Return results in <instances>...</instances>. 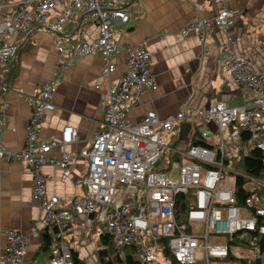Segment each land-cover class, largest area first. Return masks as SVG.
Masks as SVG:
<instances>
[{
    "label": "built area",
    "instance_id": "obj_1",
    "mask_svg": "<svg viewBox=\"0 0 264 264\" xmlns=\"http://www.w3.org/2000/svg\"><path fill=\"white\" fill-rule=\"evenodd\" d=\"M122 1L22 0L12 11L3 14L0 74L19 51L18 44L8 40L9 36L26 34L34 26L60 34L66 21L74 18L78 11H83L86 20L97 25L99 35L97 39H82L68 48L56 39L58 52L70 59L99 54L103 60L101 76L106 79L116 69L113 58L123 53L125 70L116 80L107 82L102 127L87 148L75 154L65 149L78 140L77 130L70 125L62 128L59 139H46L40 134L39 124L44 114L55 107L52 97L58 76L45 83L40 95L31 102L23 147L11 151L0 141V163L22 162L32 172V198L42 211L41 226L50 241L48 264H72L66 238L73 216L92 218L96 222L93 227L103 225V232L113 237L115 251L125 245H135L140 264L157 262L166 242L180 264L226 260L228 236L256 228L264 234V225L257 223L258 217L264 218V76L246 70L248 60L244 55L224 51L222 56L235 82L251 91L248 105L210 102L192 116H186L180 109L160 119L155 111H148L142 122H127L126 113L137 105L143 92L155 86V76L151 53L145 44L123 46L114 37V25L128 19V14L120 7ZM58 5L61 10L54 15ZM236 12L224 7L211 18L193 17L184 24L181 35L195 33L203 41L213 26L225 29ZM227 42L230 46L235 44L232 37H228ZM182 122L191 123L193 134L201 140L215 133L218 145L188 144L171 148L182 161L166 159L165 168H155ZM243 130L249 132L248 146L254 145L262 152L259 176L230 165L226 144L233 150L234 147L241 152L246 150L241 138ZM58 146L62 149L56 157L52 152ZM78 156L88 160L87 170L79 180L83 194L60 206L58 196L47 192V177L41 167L46 164L59 167L61 179L65 180ZM175 162L177 169L172 167ZM174 169L177 175L173 174ZM235 177L241 178L249 191L242 206L236 204ZM178 195H184L188 204L186 231L176 219ZM78 229L81 232L84 226ZM38 234L33 232L32 235ZM4 237L5 264H21L29 235L9 229L4 231ZM247 257L256 258L257 251L249 252Z\"/></svg>",
    "mask_w": 264,
    "mask_h": 264
},
{
    "label": "crops",
    "instance_id": "obj_2",
    "mask_svg": "<svg viewBox=\"0 0 264 264\" xmlns=\"http://www.w3.org/2000/svg\"><path fill=\"white\" fill-rule=\"evenodd\" d=\"M20 1L0 0V19ZM120 7L128 14V19L114 25L116 41L123 46L145 44L151 53L155 76V86L143 92L137 105L126 113L127 122H142L148 111H155L160 119L180 109L186 116H192L210 102L248 105L251 91L235 82L222 53L232 50L244 55L248 60L246 70L264 76V0H124ZM224 7L237 11L229 18L225 29L213 26L203 41L195 33L181 35L182 27L191 18H211ZM60 10L58 5L53 14ZM98 35L97 25L86 20L83 11H78L74 18L66 21L60 34L34 26L26 34L8 37L19 46L16 58L2 70L3 74L9 70V77L0 87V141L9 150L23 147L31 102L40 95L45 83L58 76L52 97L55 107L44 114L39 124L40 134L46 139H59L62 128L70 125L77 130L78 140L65 149L75 154L90 145L102 127L107 82L116 80L125 70L124 54L113 58L116 69L106 79L101 76L103 60L99 54L66 58L56 49L55 41L60 39L68 48L82 39H97ZM228 37L235 40L233 46L228 44ZM192 127L186 140L172 149L189 143L193 137ZM210 127L216 130L214 124ZM209 137V142L205 140L208 146H217L218 136L213 133ZM61 149V146L56 147L52 154L59 157ZM243 152L234 147L233 163ZM87 166L86 158L76 157L65 180L61 179L59 167L51 164L41 167L47 177V192L58 196L60 206L73 197L82 196L79 180ZM41 215L38 203L32 198V172L22 162H1L0 264H5L4 231L9 229L29 235L21 264H48L49 252L40 251V236L32 235L42 230ZM93 224L96 222L92 218L73 216L66 238L69 248L77 251L86 264H100L98 235L104 231V226L98 224L100 227L95 225L94 228ZM80 225L84 226L81 232ZM241 251L245 254V249ZM42 256L44 259H40ZM226 260H214L211 264H238Z\"/></svg>",
    "mask_w": 264,
    "mask_h": 264
},
{
    "label": "trees",
    "instance_id": "obj_3",
    "mask_svg": "<svg viewBox=\"0 0 264 264\" xmlns=\"http://www.w3.org/2000/svg\"><path fill=\"white\" fill-rule=\"evenodd\" d=\"M9 77V70L0 74V87L4 85ZM178 129L171 136L168 144V148H165L162 157L164 160L169 161H182V157L179 154L174 153L171 147L179 146L182 143L178 138ZM242 141L246 144V152L242 154L238 159L234 161V166L242 171L252 174V176H259L262 168L261 155L262 152L256 146H248L249 132L243 130L241 132ZM188 144H202L207 145V142L201 140L195 133L190 139ZM187 144V145H188ZM186 145V146H187ZM157 169L159 168L157 165ZM244 181L241 178L235 177V190L234 195L236 198V204L242 205L244 198L249 195V191L244 188ZM187 200L184 195L177 196V203L175 207L176 219L181 226V229L186 231V210ZM258 225H264V218L258 217ZM40 236V251L48 252L50 247V241L45 229H42L39 233ZM99 247L97 249V256L100 264H140L138 258H136L137 247L135 245H125L120 251H115L113 237L106 233L100 232L98 235ZM227 243L229 245V256L226 261L235 262L238 264H264V234L259 232L257 228L255 230L240 231L227 237ZM240 247L245 250H256L257 257L251 259L247 256H236L232 253L231 247ZM72 264H86L83 259L78 255V252L73 248H70ZM160 257L168 261L170 264H180L176 261L173 254L170 252L168 243L166 242L162 248Z\"/></svg>",
    "mask_w": 264,
    "mask_h": 264
},
{
    "label": "rangeland",
    "instance_id": "obj_4",
    "mask_svg": "<svg viewBox=\"0 0 264 264\" xmlns=\"http://www.w3.org/2000/svg\"><path fill=\"white\" fill-rule=\"evenodd\" d=\"M175 131H176V130H175ZM175 131H174V133H175ZM226 136H227V133L224 134V138H225ZM206 141L209 142V141H210V137H208V138L206 139ZM226 146H227V155H228V159L230 160V165H234V163H233V159L236 158V156L234 155V150H233L232 148H230V146H229L228 143L226 144ZM237 157H238V156H237ZM165 165H166L165 160H164L163 157H161L160 160H159V162L157 163V166H158L159 168H165ZM177 165H178V163L175 162V163H173L172 167L177 169ZM234 168H236V167H234ZM176 169L173 170V174H175V175H177V172H175ZM237 169H239V168H237ZM97 228H98V227H97ZM98 243H99V240H98ZM241 250H242V248H240V247H234V246L231 247V251H232V253H233L234 255H236V256H247V253L251 252V250H245V252H244L245 254H242L243 251H241ZM48 252H49V251H48ZM135 256H136V258L139 259L137 253H136ZM40 259H44V257L42 256ZM47 262H48V261H47ZM152 264H170V263H169L168 261L164 260L162 257L159 256L158 261L155 262V263H152Z\"/></svg>",
    "mask_w": 264,
    "mask_h": 264
},
{
    "label": "water",
    "instance_id": "obj_5",
    "mask_svg": "<svg viewBox=\"0 0 264 264\" xmlns=\"http://www.w3.org/2000/svg\"><path fill=\"white\" fill-rule=\"evenodd\" d=\"M191 128L190 123H182L179 128L178 138L180 141L186 140L187 134Z\"/></svg>",
    "mask_w": 264,
    "mask_h": 264
}]
</instances>
